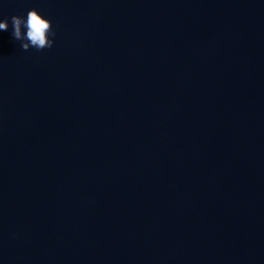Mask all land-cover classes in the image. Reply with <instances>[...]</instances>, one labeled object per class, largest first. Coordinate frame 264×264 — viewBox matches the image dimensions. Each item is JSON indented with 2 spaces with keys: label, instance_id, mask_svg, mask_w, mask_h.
<instances>
[{
  "label": "water",
  "instance_id": "water-1",
  "mask_svg": "<svg viewBox=\"0 0 264 264\" xmlns=\"http://www.w3.org/2000/svg\"><path fill=\"white\" fill-rule=\"evenodd\" d=\"M33 9L50 49L12 36ZM4 20L0 264H264V0H0Z\"/></svg>",
  "mask_w": 264,
  "mask_h": 264
},
{
  "label": "clouds",
  "instance_id": "clouds-1",
  "mask_svg": "<svg viewBox=\"0 0 264 264\" xmlns=\"http://www.w3.org/2000/svg\"><path fill=\"white\" fill-rule=\"evenodd\" d=\"M12 36L16 41H21V47L24 51L29 50L30 47L37 51L46 48H52L55 31L49 20L43 18L36 10H30L27 13L26 20L23 17L13 16L11 18ZM9 23L7 20L0 22V31H7ZM22 28L26 29V33H22ZM53 39H50L49 37ZM26 41V42H25Z\"/></svg>",
  "mask_w": 264,
  "mask_h": 264
}]
</instances>
